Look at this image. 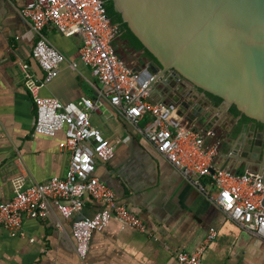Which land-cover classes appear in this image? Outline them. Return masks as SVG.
Segmentation results:
<instances>
[{
	"label": "crops",
	"instance_id": "0c3cea01",
	"mask_svg": "<svg viewBox=\"0 0 264 264\" xmlns=\"http://www.w3.org/2000/svg\"><path fill=\"white\" fill-rule=\"evenodd\" d=\"M26 1L0 0V202L14 196L16 183L27 187L63 177L70 164V154L59 146L64 131L55 136L35 131L36 103L21 67L26 63L42 84L39 95L63 102L87 96L97 103L92 122L115 145L116 152L108 162L97 161L96 174L115 191L119 203L144 220L147 232L112 219L104 231L94 233L89 253L82 259L75 250L72 219L62 218L60 228L53 216L27 218L22 235L2 233L0 264H180L177 254L196 251L211 229H216L217 236L207 244L205 264H264V239L231 220L211 198L189 184L110 99L102 96L96 73L80 61L81 35L66 36L53 26L45 29L65 56L55 77L46 79L47 73L32 56L37 35L20 13ZM116 43L129 65L136 71H148L151 59L144 50L136 51L119 39ZM169 78L168 73L161 75L152 84L150 100L160 103L164 90L175 96L192 91L187 99L192 103L190 109L198 107L197 119L189 123L183 112L186 109L174 104L177 117L205 134L215 132V137H206V143L221 141L216 165L239 174L255 171L264 178V138L256 158L244 157L248 154L245 145L264 130L250 123L236 134L240 116L193 87H183L180 92ZM151 119L149 115L142 119L140 128ZM215 195L211 190V197ZM99 207L87 198L84 210L73 219L91 217Z\"/></svg>",
	"mask_w": 264,
	"mask_h": 264
},
{
	"label": "built area",
	"instance_id": "2783aa9c",
	"mask_svg": "<svg viewBox=\"0 0 264 264\" xmlns=\"http://www.w3.org/2000/svg\"><path fill=\"white\" fill-rule=\"evenodd\" d=\"M20 13L37 35L32 56L47 73V80L55 77L65 56L50 41L45 29L53 26L66 36L81 35L80 61L96 73L102 96L110 99L189 184L211 198L231 220L264 239L263 176L255 171L239 174L218 167L215 158L221 141L206 143V137H215V132L205 134L191 128L182 117H177L175 105L150 100L156 76L136 71L119 55L116 42L121 30L110 19L103 0H27ZM72 66L76 68L77 63ZM21 67L36 103L35 131L48 136L64 131L65 139L59 146L70 154V164L63 177L27 187L15 184L14 196L0 202V238L3 232L11 237L22 235L27 218L53 216L60 228L62 218L72 219L75 250L84 259L94 233L104 231L112 219L147 232L144 220L119 203L115 191L96 174L97 161L108 162L116 152L115 145L92 122L97 103L87 96L75 102L41 96L39 79L28 64ZM148 115L151 122L140 128V121ZM211 190L216 191L214 197ZM87 198L97 203L99 210L91 217L73 219L82 213ZM216 236V229H211L196 251L178 253L179 263L205 264L207 244Z\"/></svg>",
	"mask_w": 264,
	"mask_h": 264
},
{
	"label": "water",
	"instance_id": "95a60500",
	"mask_svg": "<svg viewBox=\"0 0 264 264\" xmlns=\"http://www.w3.org/2000/svg\"><path fill=\"white\" fill-rule=\"evenodd\" d=\"M103 2L106 7L114 4L157 59L148 65L149 73L156 76L153 83L168 73L170 84L179 85L180 92L189 86L208 97H220V105L229 110L236 105L246 116L264 124V0ZM191 93L175 96L164 90L160 101L181 104L192 124L198 107L190 109L192 103L187 98ZM263 138L264 132H259L256 139L249 140L244 157L256 158Z\"/></svg>",
	"mask_w": 264,
	"mask_h": 264
},
{
	"label": "trees",
	"instance_id": "16d2710c",
	"mask_svg": "<svg viewBox=\"0 0 264 264\" xmlns=\"http://www.w3.org/2000/svg\"><path fill=\"white\" fill-rule=\"evenodd\" d=\"M107 13H108V15H109V17H110V19L112 20L113 23L119 24V27H120V30H121V36L119 38L120 41H126L128 47L133 48L136 51L145 50L146 55H147L148 58H150L151 60L157 61V59L154 57V55L144 47V45L140 41V39L133 33V31L130 29L128 23L124 21V19L122 17V14L115 9V6H114L113 3H111V5H109L107 7ZM117 50H118V48H117ZM119 55H120V53H119ZM208 95L210 97H212L214 99V101L217 102V103H221L223 101L220 97H217V96H214V95H211V94H208ZM230 112L233 115L237 116V117L238 116L241 117L240 123H239V125L237 127V130H236V134L239 133V131L241 130V128L244 125H247V124H250V123H255L260 130H264V124H262L260 122H256L255 120H253L250 117L246 116L244 113H242L237 108L236 105H232L231 106Z\"/></svg>",
	"mask_w": 264,
	"mask_h": 264
}]
</instances>
